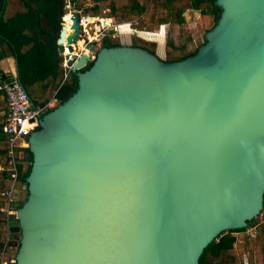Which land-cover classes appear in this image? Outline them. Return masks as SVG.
I'll return each instance as SVG.
<instances>
[{"label":"water","instance_id":"1","mask_svg":"<svg viewBox=\"0 0 264 264\" xmlns=\"http://www.w3.org/2000/svg\"><path fill=\"white\" fill-rule=\"evenodd\" d=\"M213 5L203 44L173 61L132 44L77 58L90 17L65 7L56 45L77 86L27 138L15 264H198L262 213L264 0Z\"/></svg>","mask_w":264,"mask_h":264},{"label":"trees","instance_id":"2","mask_svg":"<svg viewBox=\"0 0 264 264\" xmlns=\"http://www.w3.org/2000/svg\"><path fill=\"white\" fill-rule=\"evenodd\" d=\"M0 0V61L7 54L17 61V78L4 73L0 68V84L16 79L21 87L28 90L36 82L49 79L54 87L52 98L58 103L65 101L76 89L77 79L70 72L64 80L62 73V58L58 53L56 40L60 30L61 19L64 16L65 0H18L22 11L5 17L6 4ZM76 0H70V4ZM215 0H90L92 7L87 10L91 18L113 19L116 25L122 27L131 21H136L137 30L153 32L156 38L164 39V27L168 22L173 25L184 23L183 13L186 10L199 13L205 31L210 30L216 23L220 9L213 3ZM71 6V5H70ZM108 11V12H107ZM157 30V31H156ZM156 31V32H154ZM141 33H139L140 35ZM144 38L143 35H140ZM151 40L160 44L158 40ZM171 44V43H169ZM108 39L102 40V47H112ZM27 48L26 50H24ZM152 52V51H151ZM190 54L179 58L195 54ZM173 61V60H171ZM91 63L87 65V68ZM61 77V81L56 82ZM49 102L35 103L44 106ZM52 108H47L45 115ZM8 113L5 94L0 90V208L8 200L6 193L10 190L12 166L9 163V149L11 136L3 132L2 127ZM42 115V116H43ZM36 130V129H35ZM23 156L15 162L18 173V182L26 188L25 179L30 171L31 157L27 146L23 149ZM25 193V192H24ZM26 197L19 202L16 199L11 204H16V209L21 206ZM6 215L0 212V264L5 254L7 237ZM255 227L256 235L249 238L245 229L221 233L202 252L198 264H243L244 259L248 264H264V203L263 216L248 223V227Z\"/></svg>","mask_w":264,"mask_h":264},{"label":"rangeland","instance_id":"3","mask_svg":"<svg viewBox=\"0 0 264 264\" xmlns=\"http://www.w3.org/2000/svg\"><path fill=\"white\" fill-rule=\"evenodd\" d=\"M92 3H90V0H76L72 2L71 8L75 9H80L82 13H86L88 9L92 7ZM21 5L18 0H7V5L5 7V17H7L9 14L20 10ZM86 9V10H84ZM108 12V11H107ZM184 17V23L181 25H173V23L168 22L166 24L161 25L157 30H159L161 27H164V39H157L156 34L153 32L150 33H141L140 35H143L144 38H142L139 35V30H137L136 26V21H131L128 24H131L134 29L137 32H134L131 28L129 29H119L117 28V31L115 30V23L113 19H110V23L105 30H101L100 33L97 35L104 34L103 39H108L109 42L112 44H132L133 46H144L145 48L149 49L152 52H155L158 56L163 58L166 61H171V60H178L179 58L186 56L196 50L200 45L203 44L204 42V35L207 31H205V28L201 24L200 16L199 13L196 11H191V10H186L183 13ZM96 24V21L94 22ZM93 24H89L88 27H86L87 32L83 33L80 38L77 41H81V46L83 47V40L84 41H89L90 39L88 36H91L94 38L91 44L95 46V51H98L99 48L102 47V40L96 39L97 35H93L95 30L93 29ZM156 30V31H157ZM154 31V32H156ZM158 40L160 44H156V42L151 41V40ZM76 41V42H77ZM127 42V43H123ZM171 43V44H169ZM76 47L77 51L82 49ZM89 47V46H88ZM47 107L49 108H55L58 103L52 98L50 99L49 103H47ZM21 191L19 188L17 192ZM16 192V193H17ZM24 192H19L17 194L18 201L23 199ZM26 193H24V196ZM15 198V194H14ZM6 206V205H5ZM5 206H1L0 210L2 209L4 213L5 211ZM263 216V212L256 218L257 222L260 220V218ZM14 236L9 237V242L12 243L14 240ZM3 251L5 254L2 256V263L4 261H10L7 264H12L11 261L13 260L15 253H16V248L12 246H5L3 248ZM246 264H248V261L245 258Z\"/></svg>","mask_w":264,"mask_h":264},{"label":"built area","instance_id":"4","mask_svg":"<svg viewBox=\"0 0 264 264\" xmlns=\"http://www.w3.org/2000/svg\"><path fill=\"white\" fill-rule=\"evenodd\" d=\"M66 6L68 7V5ZM129 25L130 27L133 28L132 30L134 32H137L131 24ZM117 26L119 25H115L114 27L115 30ZM104 28L106 27H102L98 31V33H100L101 30H105ZM86 32L87 30H85L84 27L82 26V30L79 33V38L83 33H86ZM138 32L148 33L145 31H138ZM103 35L104 34L97 35L95 40L96 39L102 40L104 38ZM92 42L93 41L91 39L89 41L83 40V47L80 51L79 50L77 51L75 47L74 54L76 55V57L78 58L80 54L85 53V54H90V58L93 59L97 51H95V46L93 49H90V45H92L91 44ZM62 67L65 71L64 77H63V79L65 80L68 74L71 72V70H70V67L66 65V60L64 58H62ZM0 90L3 91V93L5 94L7 105H8V113L6 115L5 123L2 127V130L3 132L11 136L10 142H9L10 149L8 152L9 159H10L9 163L12 166L11 185H10V190L6 193L8 200H7L5 211H4L6 215V219H7L6 221V225H7L8 221L11 220V217L14 216L16 212V207H15L16 204L13 206L11 203L14 202L16 199L18 200L17 194L19 192L25 191V186L23 184H19L18 182V173L15 167V162L20 160L24 153V152L18 151L19 145H23L24 147L26 146L28 136L30 135L32 131L38 128V124H39V121L42 115L46 112V109L49 107H47L48 106L47 104L44 106L35 105L30 99V97L28 96L27 92L21 87V85L16 79H13L10 82H2L0 84ZM19 188L21 189V191L17 192ZM14 194H15V198H14ZM23 196H24V193H23ZM0 212L2 213L3 210L1 209ZM256 233L257 232H256L255 227L251 226L245 229V234L249 238L255 237ZM8 235L13 236V234H10L9 232H8ZM8 242H9V236L7 237L5 246L10 245V243ZM11 263L15 264L14 258L11 261ZM244 264H246V262Z\"/></svg>","mask_w":264,"mask_h":264},{"label":"crops","instance_id":"5","mask_svg":"<svg viewBox=\"0 0 264 264\" xmlns=\"http://www.w3.org/2000/svg\"><path fill=\"white\" fill-rule=\"evenodd\" d=\"M65 2H66V5H67L68 2L67 1H65ZM3 3H4V1H3ZM5 4L7 5V0H6ZM66 5H65V7H67ZM70 5L71 4L69 2L68 6L70 8V12L76 11V10H80V9H75L74 10V8H71ZM21 8H22V6H21ZM84 10H86V9H84ZM18 11H22V9L17 10L15 12L9 14L7 16V18L12 16L14 13H16ZM85 12H87V11H85ZM63 18H64V16L62 17V19ZM92 19H94L96 21V19H98V18H92ZM26 49L27 48H25L24 50H26ZM14 60H15L14 57H12L9 54H7L6 58H4L3 60L0 61V68H1V70L4 73L11 74L14 78H17L16 74H15ZM64 72L65 71L62 68V73H61L62 77L64 76ZM59 81H61V77L58 78L56 82H59ZM54 85L52 83H50L49 79H48V80H45L44 82H36L28 90H25V89L24 90L27 92L28 96L30 97V99L32 100L33 103L34 102L35 103H42L45 100H49L50 101V99H52V96H53V94L55 92V90H54L55 86Z\"/></svg>","mask_w":264,"mask_h":264},{"label":"bare ground","instance_id":"6","mask_svg":"<svg viewBox=\"0 0 264 264\" xmlns=\"http://www.w3.org/2000/svg\"><path fill=\"white\" fill-rule=\"evenodd\" d=\"M64 20H65V24H66V30H65V33L67 34L68 31H69V28H70V24H71V21H70V17H69V15H65V16H64ZM94 22H95V20L92 19V18H85V19L82 21V26L84 27L85 30H87L86 27H88L89 24H93V27H94L93 29L95 30V32H94L93 35H96L97 32H98L102 27H107L109 24L111 25V23H110V19L101 20L100 23H98L99 25H98V24H97V25L94 24ZM117 28H119V29H122V28L129 29V28H131V27H130L129 24H126V25H124V26H122V27L117 26V27H116V31H117ZM88 37H89V39H91V40L94 39V38H92L91 36H88ZM81 43H82L81 41H77L76 44H75L76 47L79 46V48H81V47H82V46H81ZM65 53H67V52H65ZM23 149H24V146H23V145H19L18 151L23 152Z\"/></svg>","mask_w":264,"mask_h":264},{"label":"clouds","instance_id":"7","mask_svg":"<svg viewBox=\"0 0 264 264\" xmlns=\"http://www.w3.org/2000/svg\"><path fill=\"white\" fill-rule=\"evenodd\" d=\"M65 1H67L68 2V4L67 5H69V1L68 0H65ZM68 8H69V6H68ZM69 10H70V8H69ZM73 12V11H72ZM103 19V18H102ZM84 20V18H82V20H81V22ZM100 19L98 18V19H96V21H99ZM61 21H62V19H61ZM95 24V23H94ZM126 24H128V23H126ZM97 25V24H96ZM120 25V24H119ZM146 32V31H145ZM148 33H150V32H148ZM76 44V43H75ZM93 45V44H92ZM75 47H76V45H75ZM61 56V58H63V54L62 55H60ZM61 66H62V62H61ZM63 68V67H62ZM25 193H26V188H25V191H24ZM23 197H26V195L25 196H23ZM263 212V211H262ZM246 229V228H245ZM7 232H8V229H7ZM14 236V235H13ZM245 263V259H244V261H243V264Z\"/></svg>","mask_w":264,"mask_h":264},{"label":"flooded vegetation","instance_id":"8","mask_svg":"<svg viewBox=\"0 0 264 264\" xmlns=\"http://www.w3.org/2000/svg\"><path fill=\"white\" fill-rule=\"evenodd\" d=\"M123 43H127V42H123ZM139 47L145 48L144 46H139ZM145 49H147V48H145ZM148 50H149V49H148ZM12 238H13V240H14L15 237H12ZM8 262H9V261H4L5 264H7ZM1 263H2V262H1Z\"/></svg>","mask_w":264,"mask_h":264}]
</instances>
